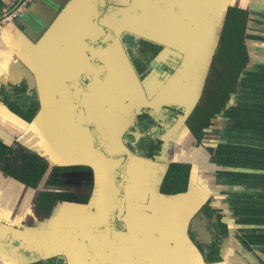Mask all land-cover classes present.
Here are the masks:
<instances>
[{
    "label": "crops",
    "instance_id": "obj_1",
    "mask_svg": "<svg viewBox=\"0 0 264 264\" xmlns=\"http://www.w3.org/2000/svg\"><path fill=\"white\" fill-rule=\"evenodd\" d=\"M231 9L248 62L197 138ZM0 23V264H264V0H0ZM31 157L35 186L5 171L29 182ZM175 164L186 191L162 194Z\"/></svg>",
    "mask_w": 264,
    "mask_h": 264
},
{
    "label": "trees",
    "instance_id": "obj_2",
    "mask_svg": "<svg viewBox=\"0 0 264 264\" xmlns=\"http://www.w3.org/2000/svg\"><path fill=\"white\" fill-rule=\"evenodd\" d=\"M244 20V12L235 9H231L229 11L227 23L225 25V29L221 38V46L213 62V77L211 78V81H214V79H216L215 86L208 91L205 101L188 121V127L197 138L200 137L205 125L210 122V120L216 115L220 114L222 109L226 107L228 101L230 100V96L235 91L239 75L247 65L248 61L244 57L245 48L243 44ZM137 43L138 47L134 49L129 48V51L133 64L135 65L141 78L144 79L151 73L152 62L159 55L162 49L160 46L142 40L138 41ZM28 103H32L30 98ZM33 105L34 104H32V106ZM32 108L33 109H26V111L28 112L30 110H33V114L35 115L38 109H35V107ZM151 112L152 111L150 110H145L138 117L133 130L141 131L143 134H145V137L135 147H131L132 151L136 155L148 159H154L156 156H158L160 154L162 145L161 142L155 140L153 137L154 133L152 132V130L157 125L152 119ZM31 160L35 161L37 167L33 168L30 173L28 171H25L26 178L30 179L29 182L23 180V175L18 176L17 174H13L8 167L5 168V171L7 173L9 172V174L16 179L35 186V184H33L32 182H37V180H40L42 178V176L48 169V164L44 160L37 157H31ZM32 163L34 162H31V164ZM35 169H37V171L33 173ZM77 169L83 170L82 167H78ZM178 169L179 167L176 164L170 167L169 173L166 176L161 188L162 194L171 196L178 195L186 191V188L183 187V175L178 171ZM70 170L72 169H63V171L61 172L67 173V171L70 172ZM34 176L37 177V180H34V178H36ZM218 219L220 220V218ZM220 239V237L217 238V240ZM206 259L207 262L210 263L220 261L221 257L219 251L211 250V252L208 253ZM43 264L54 263L49 262Z\"/></svg>",
    "mask_w": 264,
    "mask_h": 264
},
{
    "label": "rangeland",
    "instance_id": "obj_3",
    "mask_svg": "<svg viewBox=\"0 0 264 264\" xmlns=\"http://www.w3.org/2000/svg\"><path fill=\"white\" fill-rule=\"evenodd\" d=\"M201 113H203V112H201ZM204 113H205V112H204ZM63 174H64L65 176H66V175H68V173H66V172H65V173H63Z\"/></svg>",
    "mask_w": 264,
    "mask_h": 264
},
{
    "label": "built area",
    "instance_id": "obj_4",
    "mask_svg": "<svg viewBox=\"0 0 264 264\" xmlns=\"http://www.w3.org/2000/svg\"><path fill=\"white\" fill-rule=\"evenodd\" d=\"M0 24H2V23H0Z\"/></svg>",
    "mask_w": 264,
    "mask_h": 264
}]
</instances>
